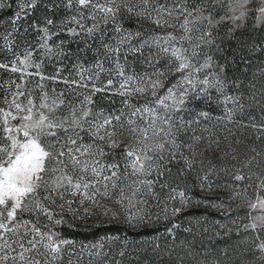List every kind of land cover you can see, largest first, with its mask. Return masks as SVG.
Here are the masks:
<instances>
[{
	"label": "snow or ice",
	"instance_id": "obj_1",
	"mask_svg": "<svg viewBox=\"0 0 264 264\" xmlns=\"http://www.w3.org/2000/svg\"><path fill=\"white\" fill-rule=\"evenodd\" d=\"M256 53L264 0H0V264L113 244L136 264H264ZM213 118L226 147L193 128ZM201 207L224 222L185 226ZM74 221L111 227L77 241Z\"/></svg>",
	"mask_w": 264,
	"mask_h": 264
},
{
	"label": "rangeland",
	"instance_id": "obj_2",
	"mask_svg": "<svg viewBox=\"0 0 264 264\" xmlns=\"http://www.w3.org/2000/svg\"><path fill=\"white\" fill-rule=\"evenodd\" d=\"M256 56L259 57V59H256L255 57L253 58V66H252L251 70L249 71L248 75L250 76L249 80H251L252 83L255 84V87L257 90V95H259V90L261 88H264V77H262V74H264V73L260 72V68L262 66L261 60H264V56H260L259 53H256ZM105 79H106V77H105ZM244 91L247 93L250 91V88L248 86H246ZM100 95H103V94H98L97 97H95V99L98 100ZM105 103H107V102H105ZM116 106L119 107V98H117V105ZM216 114L218 115L219 112H217ZM193 128H195V131L198 135L203 134V135L207 136L210 132L215 136H219L221 138V141H222V147H226V144L224 143V136L226 135V128L223 124H217L214 118L211 121L202 122L199 127H197L194 124ZM204 128H207L209 130V132H204L203 131ZM233 131H237V130L235 128H233ZM245 135L248 138H251L252 136H254V133L251 129H249L245 133ZM229 139H231V137H229ZM249 191H251V190H249ZM153 211H155V209H153ZM192 213L193 214L191 216H188L183 220V224L185 226H188V220H195L197 218L201 219V220L206 219L209 223L206 224L205 226H208V227H210L211 223L215 222V221L224 222L223 216H221L220 213L215 212L211 209L207 210V214H205L204 208H202V207L201 208H194L192 210ZM69 220H71V217H69ZM73 223L76 225V227H72V226L66 224L64 226V233L66 236L75 238L77 241H81L85 237H87L89 240H92L94 233L101 232L103 234V229H108L111 227L109 225H104L103 229H99V228H97L94 221H88V222L74 221ZM164 223H165L164 221H160L156 225V228L159 229L160 234L164 233V228L162 226ZM138 233H143V234H138ZM110 234H116V233H110ZM119 235L127 236L130 241H132V240L149 241V240H152V238L157 235V232L155 230L149 228V229L137 230L135 232L131 231V230L127 233L120 232ZM183 235L184 234L182 233L181 237H180L181 239L183 238ZM213 235H215V233H213ZM234 236H235V232L233 231V237ZM167 239H168L169 243H171V237H168ZM225 241H228L229 243L232 242L228 236H220V235L216 236L214 242H219V243L223 244ZM164 242H165L164 239H161L159 241L161 246L164 245ZM177 242H179V241H177ZM78 247H79V244H77V248ZM122 247H123L122 244H113L111 246L110 251L106 247L105 251H109V254L106 257H100V256L89 257L88 253L84 252L82 254V259H81V254L79 252H77V254L75 256L71 257V264H77V262H79V264H104L105 261L107 262V264H116L117 261H122L123 264H136V260L134 259L135 254H132L133 258H130L129 254H126L124 257H121L119 255V252L122 249ZM130 252H131V245L129 246V253ZM141 255H143V254H141ZM69 259H70L69 255L67 253H65L64 264H69Z\"/></svg>",
	"mask_w": 264,
	"mask_h": 264
},
{
	"label": "trees",
	"instance_id": "obj_3",
	"mask_svg": "<svg viewBox=\"0 0 264 264\" xmlns=\"http://www.w3.org/2000/svg\"><path fill=\"white\" fill-rule=\"evenodd\" d=\"M262 77H264V74H262ZM248 79H250V76L248 75Z\"/></svg>",
	"mask_w": 264,
	"mask_h": 264
}]
</instances>
